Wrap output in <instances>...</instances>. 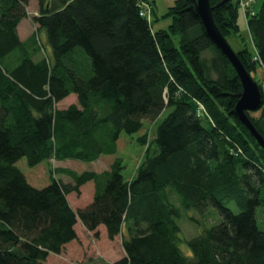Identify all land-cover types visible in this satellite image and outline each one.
I'll use <instances>...</instances> for the list:
<instances>
[{
	"label": "trees",
	"instance_id": "trees-1",
	"mask_svg": "<svg viewBox=\"0 0 264 264\" xmlns=\"http://www.w3.org/2000/svg\"><path fill=\"white\" fill-rule=\"evenodd\" d=\"M29 1L0 0V264H44L77 238L78 220L123 234L124 255L105 264H264V149L235 112L240 77L192 0H175L158 29L152 0H36L38 28L21 38ZM209 1L220 32L235 36L238 0ZM254 7L245 19L255 51H235L251 75L264 70V0ZM260 107L246 114L264 137L262 92ZM144 119L157 122L148 143L137 137L146 153L130 178L116 157L101 172L58 169L70 182L55 169L38 188L16 165L114 154ZM89 181L92 199L75 210L67 195ZM211 206L219 220L182 237V210Z\"/></svg>",
	"mask_w": 264,
	"mask_h": 264
},
{
	"label": "rangeland",
	"instance_id": "rangeland-1",
	"mask_svg": "<svg viewBox=\"0 0 264 264\" xmlns=\"http://www.w3.org/2000/svg\"><path fill=\"white\" fill-rule=\"evenodd\" d=\"M154 13L151 15L153 21V29L166 28L171 19L168 16H163L167 8L171 6L175 0H152ZM236 0H233L235 2ZM244 1V0H241ZM241 1L238 0V18L237 25L239 31L235 36H229L227 41L231 47L236 51L242 46L246 45L250 50L255 51L253 39L248 31L245 17L251 14L241 8ZM250 3L248 0H246ZM248 5H245L247 7ZM249 8V6H248ZM37 1L30 0L26 6L27 15L18 25V34L21 38L27 37L31 32L38 28L36 22L32 17L37 14ZM255 7L252 9L254 10ZM155 17H157L155 19ZM40 39L43 46L46 41L42 33L39 32ZM45 51H47L46 46ZM49 53L52 55L50 49ZM42 55L43 53L40 52ZM49 54V55H50ZM206 55L209 52H205ZM253 78L258 82L260 91L264 89V70L258 69L252 72ZM75 102V96L70 95L58 103L59 107H65L68 104ZM261 108V107H260ZM250 111L253 116L260 114L261 109ZM168 111V110H167ZM167 111H163L159 120L162 119ZM155 120L144 119L143 128L136 133L128 135L122 132L117 141V151L114 154H105L98 159L86 162L76 159H55L51 158L38 163L34 166H29L26 163L25 157L17 160L16 165L24 172L27 180L35 187H43L50 182V177L53 170H56V177L63 182H70L71 178L64 172H59L58 169H70L76 172L84 170H94L101 172L109 168L112 161L119 157L121 159L123 168L122 173L124 177L130 178L136 171L137 166L146 153L147 145H142L137 140V137L146 134L147 143L153 137L154 128L156 126ZM94 192L93 182L89 181L79 187V193L71 192L67 195L70 205L76 210L84 207L92 199ZM227 206L231 207L235 212L239 207L230 202ZM192 218H195L193 220ZM219 220V209L211 206L207 208L205 213H201L196 209H183L182 214L177 218V223L181 229V235L184 238H190L202 231L203 228L210 227ZM257 223L259 228L264 230V205L257 208ZM77 238L66 243L60 253H49L44 264H105L113 263L124 255L122 247L123 234L116 235L113 239L108 238L104 226H98L95 230L86 229L78 220L75 225ZM180 248L184 253L189 252V247L185 242L180 243Z\"/></svg>",
	"mask_w": 264,
	"mask_h": 264
},
{
	"label": "water",
	"instance_id": "water-1",
	"mask_svg": "<svg viewBox=\"0 0 264 264\" xmlns=\"http://www.w3.org/2000/svg\"><path fill=\"white\" fill-rule=\"evenodd\" d=\"M224 1V0H223ZM221 1V2H223ZM195 10L200 15L208 35L221 49L235 67L242 83V91L235 106V112L240 121L248 128L257 143L264 149V137L249 120L246 111H254L261 106V91L258 82L238 59L237 53L231 47L225 36L215 24L212 15L213 7L209 0H192ZM220 2V3H221Z\"/></svg>",
	"mask_w": 264,
	"mask_h": 264
},
{
	"label": "built area",
	"instance_id": "built-area-1",
	"mask_svg": "<svg viewBox=\"0 0 264 264\" xmlns=\"http://www.w3.org/2000/svg\"><path fill=\"white\" fill-rule=\"evenodd\" d=\"M240 1H241V0H239V2H240ZM248 1H249L250 3H248L246 0L241 1V3H240L241 5H240V6H241V8L243 7L242 9H243L244 11L246 10L247 12H249V13L252 14V13L254 12V10H252V9L254 8V1H255V0H248ZM143 5H144V6H147V3H144ZM245 5H248L249 8H248V6L245 7ZM147 7H148V6H147ZM142 12H143V13H147L148 11H147L146 9H143ZM262 95L264 96V89H263V91H262Z\"/></svg>",
	"mask_w": 264,
	"mask_h": 264
}]
</instances>
